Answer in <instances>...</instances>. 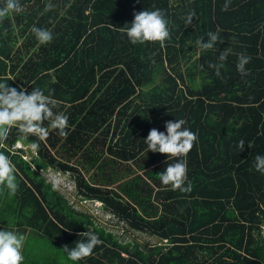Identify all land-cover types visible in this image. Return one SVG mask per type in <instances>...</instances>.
<instances>
[{
	"label": "trees",
	"instance_id": "1",
	"mask_svg": "<svg viewBox=\"0 0 264 264\" xmlns=\"http://www.w3.org/2000/svg\"><path fill=\"white\" fill-rule=\"evenodd\" d=\"M225 2L19 0V12L0 16V80L50 91L53 111L68 116L63 136L49 127L40 138L12 125L0 138L18 185L13 193L0 184V228L39 235L48 249L33 257L22 250L21 264H264V173L255 168V156L264 155V0ZM147 8L169 20L163 43L134 44L123 30ZM34 24L53 39L40 43ZM209 31L219 33L216 45L199 50L195 40ZM240 55L250 57L243 73ZM176 118L197 138L187 153L166 159L144 138ZM18 141L38 145L31 159ZM177 159L186 163L184 190L159 179ZM49 168L70 172L82 199L160 241L121 240L70 205L52 187ZM84 231L102 242L70 261L64 248Z\"/></svg>",
	"mask_w": 264,
	"mask_h": 264
},
{
	"label": "clouds",
	"instance_id": "2",
	"mask_svg": "<svg viewBox=\"0 0 264 264\" xmlns=\"http://www.w3.org/2000/svg\"><path fill=\"white\" fill-rule=\"evenodd\" d=\"M51 7L53 5L48 3L45 5V10ZM225 7H227V0ZM20 8L19 0H0V16L19 12ZM193 17L194 12H187L184 23L186 25L191 24ZM168 24L169 20L162 9L147 8L134 12L133 19L126 23L123 30L134 44L145 41L163 43L170 34ZM31 32L42 44L53 39V33L49 29L35 24L31 26ZM206 35V40L204 37H198L195 40L199 50L213 48L219 39L218 32L209 31ZM225 58L226 53L222 50L219 59L223 61ZM249 59L250 57L247 55H240L236 64L237 70L242 73L245 72V65ZM56 105L57 101L50 94V91L49 94H45L44 89L40 87H33L30 91H26L22 86L14 87L0 80V138L7 135L9 127L12 125H16L23 133H33L40 138L48 135L49 127L57 129L61 136L66 135L65 128L68 124V116L63 112L53 111ZM44 120L49 121L48 126L42 124ZM184 124L185 121L182 118L166 120L164 121V129L151 128L144 138V142L149 150L167 153L166 159H169V156L187 153L197 137L196 133L190 128L184 127ZM244 144L245 142L240 140L237 146L242 150ZM37 146L35 143L32 144L34 149ZM17 147L26 149L23 144ZM255 168L264 173V155L257 154L255 156ZM14 173L15 164L5 152L0 151V184L13 193L18 187ZM158 174L162 183H170L172 187H181V190H184L182 185L186 177V163L183 160L177 159L166 164L163 171ZM51 184L53 188L57 187L55 179L51 181ZM83 235L86 238L75 240L73 247L65 246L64 251L70 261H78L88 256L92 253L93 248L102 242L95 232L84 231ZM24 240L23 233L0 228V264H21L24 260L21 251Z\"/></svg>",
	"mask_w": 264,
	"mask_h": 264
},
{
	"label": "rangeland",
	"instance_id": "3",
	"mask_svg": "<svg viewBox=\"0 0 264 264\" xmlns=\"http://www.w3.org/2000/svg\"><path fill=\"white\" fill-rule=\"evenodd\" d=\"M18 144L22 145L21 142ZM17 147V144L15 145ZM35 149L32 145L27 144L25 149V154L28 159H31L32 154H35ZM55 154L59 153L57 151ZM72 162L79 164L76 159ZM46 176L52 181L55 179L57 181V188L68 200L69 204L80 211H85L91 214L97 223L105 226L107 229L112 230L121 240L127 241H138L142 246L149 244H156L160 239L156 236H151L145 232L137 231L123 222L111 213L106 212L101 208V203L93 200L82 199L77 192L76 183L70 172L58 171L56 169H47L45 171ZM2 204V203H1ZM6 229H11L12 226L9 223L4 224ZM42 239L39 235H32L29 238L26 236L23 242V247L21 249L30 253L31 257L47 254V247L40 245Z\"/></svg>",
	"mask_w": 264,
	"mask_h": 264
},
{
	"label": "built area",
	"instance_id": "4",
	"mask_svg": "<svg viewBox=\"0 0 264 264\" xmlns=\"http://www.w3.org/2000/svg\"><path fill=\"white\" fill-rule=\"evenodd\" d=\"M17 146H20V144H18V142H17ZM263 235H264V230H263Z\"/></svg>",
	"mask_w": 264,
	"mask_h": 264
}]
</instances>
